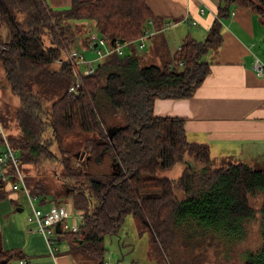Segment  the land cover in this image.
I'll return each instance as SVG.
<instances>
[{
  "label": "trees",
  "instance_id": "obj_1",
  "mask_svg": "<svg viewBox=\"0 0 264 264\" xmlns=\"http://www.w3.org/2000/svg\"><path fill=\"white\" fill-rule=\"evenodd\" d=\"M234 6L264 22V0H222L203 40L186 31L177 49L167 53L171 58L156 64L147 59L162 44L145 55L138 49L152 46L151 39L175 22L157 16L146 0H71L65 8L46 0H0V60L21 102L15 136L6 138L39 207L64 204L86 213L81 232L68 235L96 264L105 261L104 237L116 234L131 213L157 223L165 248L199 246L202 253L209 244L216 257L234 246L237 230L248 240L257 231L260 246L248 250L242 264H264V168L213 158L207 143L189 140L184 117L154 112L157 98L194 96L211 71L209 51L220 47L223 21ZM85 22L105 46L90 42ZM183 22L194 25L188 15ZM117 44L124 46L123 54L100 55ZM80 47L98 55L67 63L66 52ZM80 132L92 137L79 150H67L66 138ZM89 161H108L111 170L94 174ZM177 163L184 164L180 176L159 175ZM9 187L0 177V201L14 191ZM251 198L260 204V218ZM170 228L179 232L175 239ZM14 257L26 255L0 246V264Z\"/></svg>",
  "mask_w": 264,
  "mask_h": 264
},
{
  "label": "crops",
  "instance_id": "obj_2",
  "mask_svg": "<svg viewBox=\"0 0 264 264\" xmlns=\"http://www.w3.org/2000/svg\"><path fill=\"white\" fill-rule=\"evenodd\" d=\"M146 1L157 16L175 22L169 30L179 27V33H175L177 39L179 34L184 36L189 29H195L190 33L203 40L222 0ZM46 2L53 8H65L71 4V0ZM186 15L196 21L194 26L183 22ZM223 26L220 47L209 51L207 60L211 61V71L194 96L157 98L154 112L159 116L184 117L189 140L207 143L213 158L231 160L234 156L232 160L236 162L263 158L264 75L259 76L254 66L257 60L264 64V22L260 15L249 9L234 6ZM57 233L55 238L60 239L61 244V232ZM64 235L79 247L77 240ZM44 239L54 257V248L51 251ZM70 257L60 254L53 260L57 264H71Z\"/></svg>",
  "mask_w": 264,
  "mask_h": 264
},
{
  "label": "rangeland",
  "instance_id": "obj_3",
  "mask_svg": "<svg viewBox=\"0 0 264 264\" xmlns=\"http://www.w3.org/2000/svg\"><path fill=\"white\" fill-rule=\"evenodd\" d=\"M90 25L93 26L90 22H85L84 28L87 30V27ZM81 26L83 27L82 24ZM178 30L179 27L172 28L155 35L151 39L153 45L149 47L147 43L148 45L145 50L138 49L139 54L145 55L149 51V48H156L162 44L163 47L161 49L153 52L148 59L146 58L147 62L158 64L161 60H165L166 57L171 58V54L167 56V53L175 51L185 36L179 34V38L177 39L175 33ZM194 30L189 29L188 31L194 32ZM3 31L4 35H6V30ZM84 37L85 35L83 34L81 38ZM79 50L82 51L88 60L95 59L98 55L95 51L85 50L82 47ZM48 103L50 104V102H46L45 105H49ZM20 104V99L13 93L9 75L0 60V131H4L8 139L15 136L17 131L15 113ZM46 120L50 121V118ZM88 137H92V134L89 132L73 133L66 138L65 148L70 151H77L82 148L84 140ZM241 161L256 169L264 168V155L263 158ZM86 166L97 175H102L111 170V165L108 161L104 163L89 161L86 163ZM183 169L184 164L177 163L174 167L161 171L159 175L176 178L181 175ZM31 172L33 173L30 169L28 174ZM51 175L48 174L46 176L49 178ZM58 184H61V182L58 181ZM27 186H29L28 183ZM53 188L55 187L53 186ZM251 202L257 208L256 217L260 218L262 216L260 204H257L254 198H251ZM34 204L39 206L38 201L35 199ZM19 208H23V210L18 211ZM30 213L31 205L22 188L13 191L4 200L0 201V246L5 249L22 251L26 255V258H28V261H31V264H57L53 259L60 254L70 255L73 258L72 260L70 257L71 264H96L97 261L93 257L83 254L80 247L76 246L75 242L64 235L65 233H60L61 244L60 239L55 238L56 236L54 237V235H50L53 241L50 250L54 248L53 257L46 247L43 235L41 233L34 234L29 231L31 225L27 221V217ZM252 225L255 226V223H252ZM57 234L55 233V235ZM177 234H179L177 229H169V237L175 239ZM182 234H186V231ZM249 236L248 240V237H245L242 230H237V235L233 238L234 246L229 249V252L223 251L217 254V257L214 250H209V244L205 245L208 248L207 250L203 249L204 252L202 253L199 251V246H196L193 251L179 248L182 247L181 244L168 249L163 246L162 236L156 222H151L148 219L144 220L139 215L131 213L125 217L123 224L116 234L104 237L103 246L106 249L105 260L111 264H242L248 250H253L260 246V234L257 231L250 232ZM19 261V257H14L9 264H20Z\"/></svg>",
  "mask_w": 264,
  "mask_h": 264
},
{
  "label": "built area",
  "instance_id": "obj_4",
  "mask_svg": "<svg viewBox=\"0 0 264 264\" xmlns=\"http://www.w3.org/2000/svg\"><path fill=\"white\" fill-rule=\"evenodd\" d=\"M201 12L203 13L204 10L201 9ZM192 24L195 25L196 21H192L190 25ZM168 26L169 24H167V27ZM87 30L89 32V39L92 44L96 46L99 43L103 46L106 45L105 40L94 31L91 25L87 27ZM144 39L145 37L141 38V42H143ZM141 46H144V44L142 43ZM123 50L124 46L121 44H117L113 49H108L105 54L100 53V55L104 56L107 53L113 51H116L119 54H123ZM65 61L67 63H70L71 65H75L77 63L88 62L89 60L84 57V54L82 52L76 49L66 52ZM254 67L259 76L264 75L263 63L257 60ZM92 72V67H88L85 71L86 74H90ZM74 76H79L78 71H74ZM1 132L4 138V143L2 145L0 144V177L10 186L9 188H11L12 190L15 191L22 188V190L28 197L31 205V213L27 217V221L31 225L29 231L32 233H41L46 238L50 246L53 242L50 235H54V237L56 236L55 233H57L58 224L60 225L61 233L79 234L82 227L85 225L86 213L82 210L71 209L64 204H50L46 207L36 206L34 204V197L31 196L28 190L27 173L20 167L17 152L8 142L5 132L2 130ZM9 166H12V171L8 169ZM19 262L20 264H29V261L26 258H21ZM104 264L111 263L105 260Z\"/></svg>",
  "mask_w": 264,
  "mask_h": 264
},
{
  "label": "water",
  "instance_id": "obj_5",
  "mask_svg": "<svg viewBox=\"0 0 264 264\" xmlns=\"http://www.w3.org/2000/svg\"><path fill=\"white\" fill-rule=\"evenodd\" d=\"M19 210H21V211H22V210H23V208H19ZM57 231H58V232H61V231H60V225H59V224L57 225Z\"/></svg>",
  "mask_w": 264,
  "mask_h": 264
}]
</instances>
